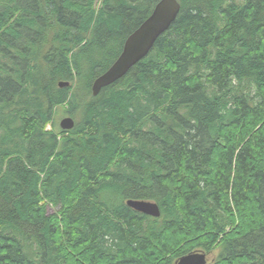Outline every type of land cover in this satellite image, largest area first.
<instances>
[{
    "label": "trees",
    "instance_id": "trees-1",
    "mask_svg": "<svg viewBox=\"0 0 264 264\" xmlns=\"http://www.w3.org/2000/svg\"><path fill=\"white\" fill-rule=\"evenodd\" d=\"M159 1L0 0V264H264V0H179L95 96Z\"/></svg>",
    "mask_w": 264,
    "mask_h": 264
},
{
    "label": "water",
    "instance_id": "water-1",
    "mask_svg": "<svg viewBox=\"0 0 264 264\" xmlns=\"http://www.w3.org/2000/svg\"><path fill=\"white\" fill-rule=\"evenodd\" d=\"M181 11L179 0H160L152 14L126 40L123 51L113 65L93 84V93L98 96L101 91L124 78L133 66L146 58L154 48L158 38L167 32L176 21ZM61 87L69 83H61ZM76 121L71 116L62 119L60 127L63 130H72ZM128 206L138 212L152 217L161 216L160 206L153 201L128 200ZM175 264H208L207 254L203 251H194L181 257Z\"/></svg>",
    "mask_w": 264,
    "mask_h": 264
},
{
    "label": "rangeland",
    "instance_id": "rangeland-1",
    "mask_svg": "<svg viewBox=\"0 0 264 264\" xmlns=\"http://www.w3.org/2000/svg\"><path fill=\"white\" fill-rule=\"evenodd\" d=\"M66 116H70V115H61V114H59V115H57V117H56V124H57V126H58L60 129H61V127H60V123H61L62 119H63L64 117H66ZM49 212H50V213L55 212L54 207H52V206L49 207ZM217 253H218V251H215L213 254L208 255V260H209V262L212 261V258L215 257V256L217 255Z\"/></svg>",
    "mask_w": 264,
    "mask_h": 264
},
{
    "label": "bare ground",
    "instance_id": "bare-ground-1",
    "mask_svg": "<svg viewBox=\"0 0 264 264\" xmlns=\"http://www.w3.org/2000/svg\"><path fill=\"white\" fill-rule=\"evenodd\" d=\"M129 74V73H128ZM9 130V129H8ZM12 134V133H11ZM53 177V176H52ZM209 263V262H208Z\"/></svg>",
    "mask_w": 264,
    "mask_h": 264
},
{
    "label": "flooded vegetation",
    "instance_id": "flooded-vegetation-1",
    "mask_svg": "<svg viewBox=\"0 0 264 264\" xmlns=\"http://www.w3.org/2000/svg\"><path fill=\"white\" fill-rule=\"evenodd\" d=\"M214 259V257L212 258V260Z\"/></svg>",
    "mask_w": 264,
    "mask_h": 264
}]
</instances>
